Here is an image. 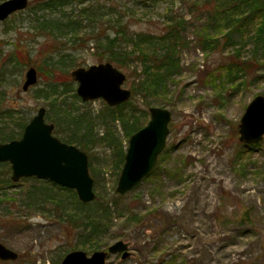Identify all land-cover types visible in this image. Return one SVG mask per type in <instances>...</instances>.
I'll list each match as a JSON object with an SVG mask.
<instances>
[{
	"label": "rangeland",
	"instance_id": "obj_1",
	"mask_svg": "<svg viewBox=\"0 0 264 264\" xmlns=\"http://www.w3.org/2000/svg\"><path fill=\"white\" fill-rule=\"evenodd\" d=\"M35 1L29 0L24 10L0 23V78L6 79L0 82V110L12 107L27 112L29 119L40 106L45 113L50 110L46 100L37 95L47 80L38 74L35 64L41 68L46 55L59 54L55 49L60 50L58 46L65 40L54 41L48 34L41 37L37 30L30 29L35 22L30 10ZM117 2L133 9L132 0ZM216 3L159 0L157 6L146 11L133 9L142 15L141 21L130 23L137 31H152L153 24L163 22L165 9L181 10L189 21L185 31L187 46L180 55L181 74L168 82L164 93L146 98L149 107L171 112L166 144L156 162L159 166L118 200L122 216L110 218L108 233L97 238L98 248L78 245L90 255L116 240L128 242L130 256L122 259L118 253L110 254L106 264H264V136L261 144L248 152L238 132L248 103L258 94L264 96V55L261 48L255 49L245 41L247 37L235 46L201 48L198 31L214 17ZM241 43H245L243 47H239ZM65 48L70 50L69 43ZM12 50L18 59L15 70L3 61ZM91 52L92 49L71 52L77 63L72 62L69 71L56 75L55 81L70 80L76 88L71 76L74 68L104 62ZM27 58L30 63L26 64ZM234 59L258 62L245 66L232 82H227L225 70ZM29 67L36 69L37 82L24 91L22 84ZM118 69L126 75L123 87L132 94V85L139 78L138 62ZM143 97L141 93L133 99L141 109L148 110L142 104ZM83 102H77L75 107L93 113L105 103L101 99ZM148 120L149 113L146 123ZM94 130L101 134L102 125L94 126ZM86 153L95 194L115 192L118 178L112 168L114 153L99 145L88 148ZM7 164H0V169L8 168ZM47 195L61 199L62 208L55 207ZM71 206L67 191L42 178H22L9 187L0 184V242L18 253L16 260L0 264H59L77 240L63 211ZM127 209L137 218L129 220ZM248 209L253 212L252 220L243 222V213Z\"/></svg>",
	"mask_w": 264,
	"mask_h": 264
},
{
	"label": "trees",
	"instance_id": "obj_2",
	"mask_svg": "<svg viewBox=\"0 0 264 264\" xmlns=\"http://www.w3.org/2000/svg\"><path fill=\"white\" fill-rule=\"evenodd\" d=\"M117 1L36 0V5L30 9L35 16L34 25L30 29L37 30L38 36L41 35V37H45L46 34L51 35L54 41L65 38L64 42L58 46L61 49H55V52L59 54H48L49 56L44 57L42 69L35 64L38 74L46 76L47 81L37 95L46 100V105L50 109L45 113V119L54 124L53 134L60 140L74 144L86 152L88 148L96 145L110 148L114 153L112 168L116 169L118 178L128 139L145 125L148 115V110L141 109L135 103L133 96L142 93L144 96L142 104L149 108V101L146 98L149 95L158 96L164 93L168 82L174 76L181 74L180 55L182 49L187 46L185 31L189 21L181 10L165 9L162 15L163 22L153 24L152 31H137L131 27L130 23L135 20L141 21L142 15L133 9L146 11L157 6L159 0H132L133 9L122 6ZM215 1L217 3L214 8V17L212 16L208 23L201 25L198 31L201 48L213 50L235 46L238 41L247 37L245 41L252 43L255 49L261 48L264 55V0ZM37 12L42 14L37 15ZM66 43H69L70 50H66ZM244 44L241 43L239 47H243ZM85 49H92L91 54L99 61L114 63L117 68H130L133 62H138L139 78L132 85V94L128 101L116 106L103 103L102 108L96 113L89 109L79 111L78 106L75 107V104L81 100L75 93L74 85L70 80L55 81V76L69 71L71 63L76 61L74 53L71 52L77 53ZM63 50L67 52L63 53ZM15 57L17 53L12 50L10 56L3 58L5 64L14 70L18 66V59ZM257 62L256 59H234L229 62L225 70L227 82H232L245 66L248 67ZM27 63H30L28 58ZM0 82L5 83L6 79L0 78ZM28 119L27 112L18 111L12 107L0 110V141L19 138L24 126L30 120ZM98 125H102L99 135L94 130V126L98 127ZM123 141H126L125 145ZM260 144L258 142L245 145L246 151H252ZM238 156L241 159V153ZM6 163L0 162V164ZM7 166L5 170L0 169V184L4 187H9L13 183L9 176L10 165L7 164ZM88 166L90 169L89 159ZM158 166L156 164L149 175L153 174ZM50 183L67 191L73 206L70 210L63 209L70 230L77 235L76 244L71 250L77 249L78 245L83 248L87 246L92 249L98 248L97 238L108 233L112 219H119L122 216L123 212L118 209V200L123 195L118 196L113 190H109L104 195L95 194L91 202L83 203L77 198L73 189ZM46 198L59 209L64 204L61 199H54L51 195H47ZM126 211L129 220L137 218L131 210ZM261 213L264 217V209ZM252 214L250 209L246 210L243 213V222H251Z\"/></svg>",
	"mask_w": 264,
	"mask_h": 264
},
{
	"label": "water",
	"instance_id": "obj_3",
	"mask_svg": "<svg viewBox=\"0 0 264 264\" xmlns=\"http://www.w3.org/2000/svg\"><path fill=\"white\" fill-rule=\"evenodd\" d=\"M29 0L0 2V23L15 12L24 10ZM76 82L75 92L86 101L103 100L109 106L128 101L131 90L124 88L126 75L111 62H98L71 71ZM37 82V72L29 67L25 72L22 90ZM149 120L128 139L124 162L115 187L118 196L133 189L150 174L158 155L166 144L171 112L167 108L150 106ZM54 124L45 120V108L40 106L24 126L20 138L0 143V162H8L10 178L37 177L61 187L73 189L77 198L91 202L95 198L93 178L89 173L88 154L74 144L66 143L53 134ZM239 140L244 144L258 143L264 136V96L256 95L247 105L239 123ZM129 244L116 240L106 249L94 250L90 255L83 249L67 252L59 264H106L110 254L130 256ZM18 254L0 242V260H15Z\"/></svg>",
	"mask_w": 264,
	"mask_h": 264
},
{
	"label": "flooded vegetation",
	"instance_id": "obj_4",
	"mask_svg": "<svg viewBox=\"0 0 264 264\" xmlns=\"http://www.w3.org/2000/svg\"><path fill=\"white\" fill-rule=\"evenodd\" d=\"M22 11V10H21ZM16 13V12H15ZM5 21V20H4ZM22 135V134H21ZM21 137V136H20ZM19 137V138H20ZM8 163V162H7ZM9 164V163H8ZM10 165V164H9ZM22 179V178H21ZM2 243V242H1ZM3 244V243H2ZM6 246V245H5ZM7 247V246H6ZM9 248V247H8ZM11 249V248H10ZM16 252V251H15ZM17 253V252H16ZM18 254V253H17ZM18 258V257H17ZM16 260V259H15ZM14 261V260H0V262Z\"/></svg>",
	"mask_w": 264,
	"mask_h": 264
}]
</instances>
